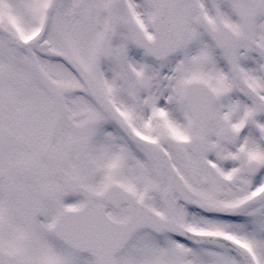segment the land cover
I'll return each instance as SVG.
<instances>
[{"label":"snow or ice","instance_id":"obj_1","mask_svg":"<svg viewBox=\"0 0 264 264\" xmlns=\"http://www.w3.org/2000/svg\"><path fill=\"white\" fill-rule=\"evenodd\" d=\"M0 264H264V0H0Z\"/></svg>","mask_w":264,"mask_h":264}]
</instances>
